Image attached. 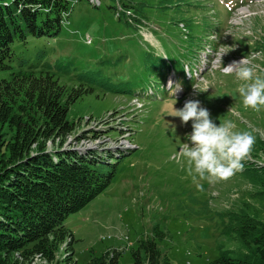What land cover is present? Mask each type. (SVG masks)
Returning <instances> with one entry per match:
<instances>
[{"label": "rangeland", "instance_id": "1", "mask_svg": "<svg viewBox=\"0 0 264 264\" xmlns=\"http://www.w3.org/2000/svg\"><path fill=\"white\" fill-rule=\"evenodd\" d=\"M116 2L73 3L56 37H28L11 46L16 58L24 54V68L43 52L62 85H77L75 75L100 70L113 89L95 87L69 105L67 120L79 121V130L108 134L103 143L79 148L103 156L123 152L104 165L114 171L109 187L65 220L73 239L59 245L52 264H91L114 252L117 264H134L131 251L146 238L155 239L170 264H210L222 252L234 259L248 254L229 231V216L244 213L264 223L262 189L247 172L252 163L264 165V150L257 149L264 142V110L243 107L240 82L223 68L264 53V0H133L127 8ZM229 50L220 64V53ZM253 63L264 75V58ZM57 64L68 72L56 71ZM194 88L208 90L196 94ZM189 99L199 100L217 125L231 119L255 136L244 171L227 182H201L202 191L170 158L188 141L191 122L181 126L169 114ZM1 134L11 137L7 128ZM130 143L136 149L124 150Z\"/></svg>", "mask_w": 264, "mask_h": 264}, {"label": "trees", "instance_id": "2", "mask_svg": "<svg viewBox=\"0 0 264 264\" xmlns=\"http://www.w3.org/2000/svg\"><path fill=\"white\" fill-rule=\"evenodd\" d=\"M79 1L0 0V264H34L35 258L52 264L59 245L73 239L65 220L103 193L114 175L113 167L104 169L112 156L78 147L103 143L108 134L102 128L79 130V121L67 120L70 104L95 87L113 90L111 83L100 70H90L75 75L77 85H62L43 62V52L24 68V54L16 58L11 49L28 37H56ZM116 1L127 8L133 0ZM54 69L68 72L60 64ZM4 128L11 134L8 140L1 134ZM257 149L264 150L263 141ZM252 165L250 181L264 196V165ZM229 221V231L249 252L237 259L222 252L210 264H264V223L244 213L230 214ZM108 255L91 264H117L119 253ZM131 256L134 264H170L153 238L140 240Z\"/></svg>", "mask_w": 264, "mask_h": 264}, {"label": "clouds", "instance_id": "3", "mask_svg": "<svg viewBox=\"0 0 264 264\" xmlns=\"http://www.w3.org/2000/svg\"><path fill=\"white\" fill-rule=\"evenodd\" d=\"M231 50L220 53L221 62L222 56ZM257 58H264V53H253L251 58L233 61L225 67V75L235 74L236 80L240 82L237 92L243 107L259 113L264 110V75L257 73L259 66L253 63ZM194 90L198 94L207 92L208 88ZM174 105L169 115L178 117L181 126L191 122V132L186 134L188 141L182 143L170 158L185 169L199 190H203L201 182L209 185L227 182L236 173L244 171L255 144V136L250 131L237 129L231 119L220 121L217 125L199 100H186L181 108H175Z\"/></svg>", "mask_w": 264, "mask_h": 264}, {"label": "bare ground", "instance_id": "4", "mask_svg": "<svg viewBox=\"0 0 264 264\" xmlns=\"http://www.w3.org/2000/svg\"><path fill=\"white\" fill-rule=\"evenodd\" d=\"M229 65H230V64H229ZM229 65H227V66H229ZM227 66H226V67H227ZM133 147H134V146L129 147V148H133ZM86 150H87V149H86ZM92 150H96V149H92ZM97 150H98V149H97ZM97 150H96V151H97ZM101 150H102V149H101ZM107 150H108V149H107Z\"/></svg>", "mask_w": 264, "mask_h": 264}, {"label": "built area", "instance_id": "5", "mask_svg": "<svg viewBox=\"0 0 264 264\" xmlns=\"http://www.w3.org/2000/svg\"><path fill=\"white\" fill-rule=\"evenodd\" d=\"M89 42H90V40L88 39V40H87V43H89Z\"/></svg>", "mask_w": 264, "mask_h": 264}]
</instances>
